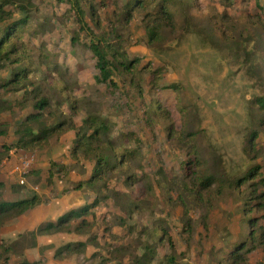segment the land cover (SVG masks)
<instances>
[{
  "label": "rangeland",
  "instance_id": "1",
  "mask_svg": "<svg viewBox=\"0 0 264 264\" xmlns=\"http://www.w3.org/2000/svg\"><path fill=\"white\" fill-rule=\"evenodd\" d=\"M130 1L5 7L13 17L0 38L19 26L10 39L16 53L8 56L6 44L0 58V152L10 148L0 157V202L36 195L42 203L0 227V264H264V239H248L264 234V0H190V15L176 12L154 41L143 11L125 17ZM103 36L134 61L113 74L115 86L96 81L90 45ZM40 98L49 101L41 113L49 129L79 128L89 116L108 121L126 165L76 189L95 166L73 157L76 131L16 148L15 131ZM210 174L215 183L199 191ZM95 199L85 234L40 236L36 245L26 236ZM77 242L87 244L84 254L54 259ZM242 245L253 249L235 258Z\"/></svg>",
  "mask_w": 264,
  "mask_h": 264
},
{
  "label": "trees",
  "instance_id": "2",
  "mask_svg": "<svg viewBox=\"0 0 264 264\" xmlns=\"http://www.w3.org/2000/svg\"><path fill=\"white\" fill-rule=\"evenodd\" d=\"M9 5L17 7L19 11H26L25 0H0V25L9 21L13 17V14L5 9V7ZM175 6H179L180 9H173ZM190 8V0H131L125 4L122 10L126 11L125 17L128 19L131 18V15L135 10L143 11L145 16V30L147 31L150 40L154 41L160 37L165 27L173 25L176 12L184 13L189 16ZM18 26V23H14L12 26H7V29L2 32V37L0 38V58L7 55V53L4 54L3 52L6 44H9V46L13 45L11 46L10 52H8V56L16 53L14 44H11L10 39L14 35ZM90 50L94 55L96 69L99 72V77L96 78L97 82L115 86L112 79L113 74L119 69L130 71L132 65H134V61H130L125 53L121 54L117 47H115L111 41L104 36L97 40H93V43L90 45ZM16 77H19V74H17ZM9 83L10 82L6 85H9ZM48 107L49 101L46 98H40L34 102L33 109L37 112L30 114L24 120V123L21 125V127L24 128L23 130L17 129L15 131L17 136H19V141L15 145L16 148L29 150L47 143L52 133L57 132L58 134H62L65 131H76V139L72 151L73 157L80 156L86 160L94 161L95 163L93 176L86 182L78 184L76 189H81L84 185L96 187V184L103 179L107 171L110 172L113 169L123 168L126 165L127 154H125L122 147L117 145V142L111 138V125L108 121L89 116L83 121L82 126L79 128H76L73 122H70L68 125L60 122L49 129L44 123L43 115L41 114ZM262 109L264 110V103ZM36 129L39 130L37 135L34 133ZM5 134L6 131H0V136H4ZM253 137H255V134ZM2 149L3 151L0 152V157L4 155V153L7 154L10 151V148H6L5 146H3ZM131 156L132 154H129V157ZM245 180L246 178L237 180L238 185L244 183ZM213 183H215V178L214 175L210 174L204 178L203 182L196 183V187L197 189L200 188L199 191H207L211 189ZM191 191L190 195L194 197L195 190ZM41 203V199L36 195L30 199L14 203L0 202V227H2L9 219L20 217L36 206H39ZM95 205H97L96 199L88 206L71 210L61 215L55 222L40 224L34 230L27 232L26 236H30L33 239V245H36V239L40 236H50L65 232H73L81 235L85 234L86 232H84L85 230H83V226L88 223L85 222L84 217L89 214L91 208ZM78 220H80L79 223L73 226L72 223ZM186 221L188 223L189 219H186ZM253 224L254 221L251 222V225ZM254 231L252 230L248 236L249 242L252 245L256 244L259 237L264 239V234L263 236L261 234L257 235ZM19 237L23 238L24 235H20ZM170 246L171 249H174L172 243ZM86 248L87 244L84 242L68 243L57 248L53 257L58 260L72 257L74 255H82L85 253ZM252 249L253 247L246 248V245L240 246L237 249L235 258L240 257L237 256L238 254L250 253ZM22 264L31 263L24 262Z\"/></svg>",
  "mask_w": 264,
  "mask_h": 264
},
{
  "label": "crops",
  "instance_id": "3",
  "mask_svg": "<svg viewBox=\"0 0 264 264\" xmlns=\"http://www.w3.org/2000/svg\"><path fill=\"white\" fill-rule=\"evenodd\" d=\"M47 153H48V151H47ZM49 154V153H48ZM53 159V158H52ZM50 222H53V221H50ZM37 241H38V239H37Z\"/></svg>",
  "mask_w": 264,
  "mask_h": 264
}]
</instances>
